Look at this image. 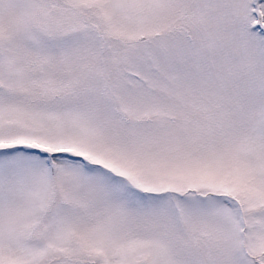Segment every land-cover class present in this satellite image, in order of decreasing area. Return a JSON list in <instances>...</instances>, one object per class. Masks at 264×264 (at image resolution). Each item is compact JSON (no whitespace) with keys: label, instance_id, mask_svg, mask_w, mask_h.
<instances>
[{"label":"snow or ice","instance_id":"6c2138e0","mask_svg":"<svg viewBox=\"0 0 264 264\" xmlns=\"http://www.w3.org/2000/svg\"><path fill=\"white\" fill-rule=\"evenodd\" d=\"M0 264H264V0H0Z\"/></svg>","mask_w":264,"mask_h":264}]
</instances>
